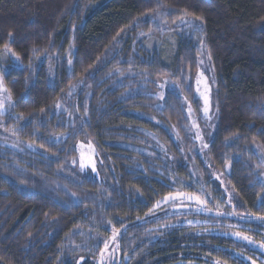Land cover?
Returning <instances> with one entry per match:
<instances>
[{
  "label": "trees",
  "instance_id": "obj_1",
  "mask_svg": "<svg viewBox=\"0 0 264 264\" xmlns=\"http://www.w3.org/2000/svg\"><path fill=\"white\" fill-rule=\"evenodd\" d=\"M152 12L164 14L168 23L184 17L201 23L215 74V128L208 154L226 177L238 210L247 214L236 223L244 233L262 240L264 200H260L262 186L255 172L264 170V0H0V73L12 100L4 116L6 124L15 128L19 139L58 157L54 163L30 160L27 165L13 154L0 153V264H76L78 258H83L80 264H93L100 238L109 236V229L122 228L119 250L126 261L121 264H200L215 259L240 264L231 254L243 248L230 238L183 225L182 216L144 219L174 190L131 147L141 143L143 134L138 129L174 147L167 131L150 117L178 130L185 124L177 92L167 91L159 105L153 96L159 78L170 76L182 83L196 70L197 49L183 35H176L170 61L154 49L149 57L140 50L143 58L148 57L144 60L135 56L134 66L148 83L136 94L126 92L131 84L113 86V78L104 79L106 69L100 67L89 86L87 114L76 125L79 132L54 142L71 129L65 116L54 109L67 89L99 64L124 31ZM69 45L73 46L71 63L66 66V61L57 59L53 80L43 63L32 72L36 56L45 52L61 56ZM125 51L128 57V44ZM9 53L18 59V67L12 65ZM181 91L196 107L191 78ZM84 137L93 141L110 177L109 191L70 166L74 144ZM13 162L71 189L102 192L104 198L93 209L59 202L48 193L22 191L17 182L2 175L10 173ZM67 166L71 175L62 174ZM200 169L205 190L216 198L221 193L218 183ZM177 170L185 183L176 185L197 194L187 167ZM95 214L99 222L93 219Z\"/></svg>",
  "mask_w": 264,
  "mask_h": 264
},
{
  "label": "rangeland",
  "instance_id": "obj_2",
  "mask_svg": "<svg viewBox=\"0 0 264 264\" xmlns=\"http://www.w3.org/2000/svg\"><path fill=\"white\" fill-rule=\"evenodd\" d=\"M176 35H183L196 47V70L190 74V77L186 76L185 73L186 78L182 83L174 81L170 76H163L154 82L156 91L153 92V96L158 100V105L167 91H175L181 96L185 117V124L181 129L178 130L175 125L163 123L150 117L151 120H154L167 131L174 147H166L155 134L141 129H138V132L143 134L138 139L141 141L140 145L136 144V146L131 147L133 151L139 154L140 158L148 160L149 166L160 176L166 178L174 190L173 193L161 198L153 206L151 212L145 215L144 219L155 220L161 216L166 218L182 216L183 225L200 226L202 232L219 234L241 245L242 250H234L231 254L240 264H264V236H261L262 240H255L252 236L244 233L243 227L236 223L243 218L245 219L247 214L238 210L235 194L229 188L225 180L226 177L214 167L208 154L215 128V108L213 105L215 74L205 46L201 23L198 20L184 17L175 23H168L164 14L159 12L148 13L140 17L133 27L124 31L115 40L99 64L87 75L80 78L76 84L70 86L55 105L56 114L65 116L66 126L71 129L69 132L58 135L54 142L64 141L68 134L75 135L79 132L77 126L82 121L81 115L85 117L87 114V105L91 96L89 86L100 67L106 69L104 79L113 78V86L131 84L126 92L130 95L136 94L148 83L142 79L140 69L134 66L136 63L135 56L144 60L149 57L154 49L165 61H170L176 49ZM127 44L129 46L128 57L125 53ZM141 49L147 53L148 57H142ZM72 53L73 46L69 45L61 56H59L60 54L57 55L56 52L54 54L45 52L41 56H36L31 63L32 72L36 65L43 63L46 65L51 81L54 78L57 59L66 61L65 65L69 66ZM9 55L12 65L18 67V59L10 53ZM6 70L3 68V72ZM189 78H191L194 98L197 100L196 107H193L181 93L184 82L186 85ZM157 104L155 107L159 108ZM11 108L12 100L0 73V153L13 154L27 165L31 164L29 163L30 160H40L46 163L57 161L58 157L54 154H50L16 136L15 128L7 125L4 117ZM73 149L74 156L70 161V166L75 167L85 177L96 180L102 191L111 190L110 177L102 167L93 141L87 137L78 139ZM253 150L256 152L257 148L254 147ZM62 157L65 159L66 153ZM180 166L187 167L188 173L197 185V194L185 192L177 186V183H185L178 175L177 169ZM136 167L140 168L141 165L138 163ZM201 167L220 187L221 193L216 194V198L213 197L215 194H209L203 186ZM65 169L61 173L71 175L68 166ZM9 171L10 173H2L3 177L17 182L22 191L48 193L59 202L68 201L72 204L90 206L96 209L98 203L104 198L102 192L88 193L71 189L68 185L52 179L53 177L27 170L24 164L18 162H13ZM255 179L262 186L260 200H264V170L256 171ZM96 215H93V219L99 222ZM215 218L223 220L228 218L235 223L217 221ZM140 221L137 220V223ZM123 230L124 228L120 230L109 229V236L105 239L100 238L101 247L98 255L93 259V264H121L126 261V258L122 259L120 256L119 250V240ZM260 231L264 233V230ZM82 261L83 258H78L76 264H80ZM200 264L225 263L215 259L206 260Z\"/></svg>",
  "mask_w": 264,
  "mask_h": 264
}]
</instances>
